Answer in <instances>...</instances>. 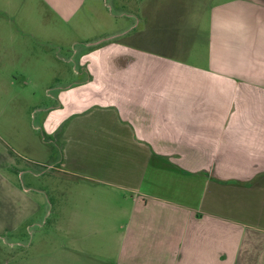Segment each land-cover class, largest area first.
Segmentation results:
<instances>
[{"label":"crops","instance_id":"0c3cea01","mask_svg":"<svg viewBox=\"0 0 264 264\" xmlns=\"http://www.w3.org/2000/svg\"><path fill=\"white\" fill-rule=\"evenodd\" d=\"M86 1L0 0V64L32 58L33 39ZM131 6L111 0L122 19ZM165 8L142 1L143 25L190 24ZM207 12L159 51L135 49L118 19L45 118L68 170L133 192L124 235L102 244L110 264H264V0Z\"/></svg>","mask_w":264,"mask_h":264},{"label":"rangeland","instance_id":"374dc122","mask_svg":"<svg viewBox=\"0 0 264 264\" xmlns=\"http://www.w3.org/2000/svg\"><path fill=\"white\" fill-rule=\"evenodd\" d=\"M95 1L33 39L32 58L22 54L13 64H0V264L111 263L102 244L124 235L133 192L68 170L60 133H50L45 118L65 107L62 90L88 79L79 56L93 49L88 43L114 33L118 19L133 25L135 49L166 50L183 27L189 31L197 23L202 29L207 10L220 0H161L167 16L176 10L190 21L182 27L143 25L142 1L154 0H132L128 20L115 16L121 9L111 0Z\"/></svg>","mask_w":264,"mask_h":264}]
</instances>
